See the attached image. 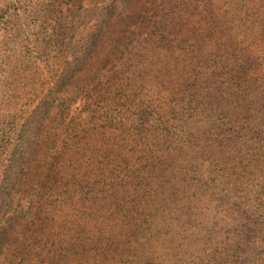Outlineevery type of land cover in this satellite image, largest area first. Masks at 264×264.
Here are the masks:
<instances>
[{
	"label": "trees",
	"instance_id": "16d2710c",
	"mask_svg": "<svg viewBox=\"0 0 264 264\" xmlns=\"http://www.w3.org/2000/svg\"><path fill=\"white\" fill-rule=\"evenodd\" d=\"M118 1L71 7V17L63 24L61 45L66 52L60 62L70 64L73 55V61L80 60L77 51L89 58L95 52L94 72L86 75L92 84L86 82L88 101L83 104L92 120L76 123L90 124L83 134L62 133L71 103L59 97L56 85L51 95H44L22 116L18 127L0 132V264H31L37 257L44 264H61L65 255L63 247L38 245L44 240L36 237L45 234L31 229L34 218L18 220L9 214L12 201L27 192L20 188L25 183L22 174L17 177L16 163L30 151L45 153L46 149L49 157L57 149L53 156L59 162L45 175L51 178L55 169L62 163L65 166L67 155L80 151L84 142L87 152H95L94 198L98 204L103 202L102 209L125 211L133 233H138L147 228L153 231L160 213L169 202L180 200V195L211 191L210 184L196 182L182 191L175 183L177 162L185 161L177 157L178 150L191 149L199 140L207 141L209 149L220 148L218 152H233L251 140L264 142V80L254 77L263 65L261 58L247 42L230 41L224 47L222 41H215L205 52L200 50L206 45L204 33L217 30L221 23L223 3H235L255 17L264 16L263 4L131 0L134 7L116 8ZM150 9L159 18L154 31L143 38L132 26L146 19ZM188 11L195 19L189 18ZM82 18H88L85 28L95 20L91 30L95 39L77 49L74 37ZM63 78L64 72L58 82ZM93 92L95 100L90 101ZM46 130L48 136L40 134ZM168 170L171 180H166ZM39 171L44 173V169ZM55 181H45L42 188ZM224 188L227 191L228 186Z\"/></svg>",
	"mask_w": 264,
	"mask_h": 264
},
{
	"label": "rangeland",
	"instance_id": "374dc122",
	"mask_svg": "<svg viewBox=\"0 0 264 264\" xmlns=\"http://www.w3.org/2000/svg\"><path fill=\"white\" fill-rule=\"evenodd\" d=\"M198 1L182 0L193 5ZM251 1L264 5V0ZM109 2L0 0V132L18 127L22 116L31 112L55 85L56 91L61 90L59 97L71 103L62 133L83 134L90 126L76 123L92 120L83 104L88 101L86 82L92 84L86 75L95 69V52L89 58L77 51L80 60L73 61V55L70 64L60 62L66 52L61 45L63 24L71 17V7L88 8ZM224 4L218 29L203 32L206 45L200 50L205 52L215 41H222L224 47L230 41L250 43L253 54L263 63L254 77L263 81L264 16H248L235 3ZM122 5L134 7L131 0H119L116 8ZM153 11L150 9L146 19L132 26L143 38L156 27L159 17ZM188 14L195 19L189 11ZM87 21L88 18L81 23L74 37L77 49L95 39L91 34L95 20L85 28ZM94 48L95 45L91 47ZM63 72L64 78L58 82ZM40 134L46 137L50 133L46 130ZM206 144L207 141L199 140L191 149L178 150L177 157L185 161L177 162L174 180L182 191L196 182L210 184L211 191L190 192L169 202L155 220L153 231L147 228L133 233L125 211L100 208L103 202L98 204L94 198L95 152H87L84 142L80 151L67 155L65 166L62 163L51 178L45 175L59 162L53 156L57 149L49 157L44 149L45 153L34 150L19 158L17 177L22 174L25 186L19 183L18 188L21 185L27 192L12 201L9 214L18 220L34 218L36 223L30 225L31 229L45 234L36 237L44 240L38 245L64 248L61 264H264V142L247 141L233 152H218L220 148L209 149ZM168 171L166 180H171ZM40 180L44 181L39 184ZM48 180L57 181L46 182L42 188ZM224 185L228 186L227 191ZM31 264L44 263L37 257Z\"/></svg>",
	"mask_w": 264,
	"mask_h": 264
}]
</instances>
